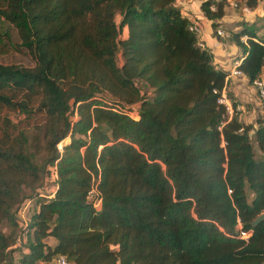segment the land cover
Returning <instances> with one entry per match:
<instances>
[{"label": "trees", "instance_id": "obj_1", "mask_svg": "<svg viewBox=\"0 0 264 264\" xmlns=\"http://www.w3.org/2000/svg\"><path fill=\"white\" fill-rule=\"evenodd\" d=\"M174 1L0 0V47L16 37L34 60L0 64V104L27 112L25 98H35L45 115L37 138L19 129L9 143L0 138V264L58 255L77 264H264V220L250 224L264 213V159L236 112L218 129L228 72ZM200 2L216 31L225 0ZM230 40L248 83L264 80V37L243 27ZM255 137L264 151V117ZM43 174L55 178L53 196H24ZM94 183L98 209L87 198ZM26 199L34 204L16 248Z\"/></svg>", "mask_w": 264, "mask_h": 264}, {"label": "rangeland", "instance_id": "obj_2", "mask_svg": "<svg viewBox=\"0 0 264 264\" xmlns=\"http://www.w3.org/2000/svg\"><path fill=\"white\" fill-rule=\"evenodd\" d=\"M195 2L196 0H191ZM200 1V0H198ZM223 11L224 15L220 19H216V26L215 28L220 29L224 31L225 34L228 33V39H230V34L239 32L243 27L247 28H254L258 35L260 37H264V0H260L257 3V6L250 8L245 5L244 1H237L236 6H233L230 4V2H224L223 4ZM175 7H179V5L174 4ZM214 9V7H213ZM215 31V30H214ZM227 39L226 37H222ZM18 38H14V41L12 44H9L6 47H0V64L5 65H15V66H22V67H31L34 65V60L32 55L26 50L24 47H21L19 45ZM232 43V41H230ZM236 45V44H235ZM239 47V46H238ZM117 60L118 62H121L120 53H117ZM141 91V94L145 93L147 90L144 86H142L140 83L136 84ZM248 89L251 90V85L247 86ZM254 94V97L258 100L260 103V108L257 107L256 109H260L261 111H258V118H255L254 111H251L250 108L246 109L244 105H237L236 102L232 103L233 106V112H236V115L238 118L242 117L244 118L245 125L249 126V136L250 141L253 146L255 156L257 158H263L264 159V151L259 150L257 144H256V137H255V127L257 124V120L264 117V107L261 104L257 93L252 92ZM19 98H24L23 94H19ZM16 100V99H15ZM26 101H28V111H22L20 109H11L7 106H4L0 104V138L4 137L8 134L9 139L8 143L15 139V137L18 134L17 129L19 131H23L27 137L29 138V141H31L33 138L38 137V129L40 127V124H42L45 121V115L43 112L38 111L37 105L38 102L35 98H32V100L25 98ZM235 110V111H234ZM257 112V111H256ZM253 116V117H252ZM11 122V124H10ZM13 124V125H12ZM42 143V142H40ZM64 145V142L62 141L58 148H61ZM45 153L43 151H40L39 153H35L33 161L41 165L44 163ZM55 184V178L53 175H44L39 180V182L36 184V187L34 190H31L29 187L24 188V196L29 198L30 196H33L36 192H41V194H50L52 191V187ZM32 206V202H31ZM31 209V207H30ZM1 229L4 232H9L11 230V226L7 221H3L1 224Z\"/></svg>", "mask_w": 264, "mask_h": 264}, {"label": "crops", "instance_id": "obj_3", "mask_svg": "<svg viewBox=\"0 0 264 264\" xmlns=\"http://www.w3.org/2000/svg\"><path fill=\"white\" fill-rule=\"evenodd\" d=\"M200 3L201 2L198 0H196L195 2L191 0L174 1V4L179 5L178 8L181 10L182 14L186 16L190 22L196 24L200 28V44L210 50L215 66L228 72L224 86L228 101L230 103L236 102L237 105H244L246 109L250 108L251 111H254L253 113H255L254 115L257 119L258 111H263L255 108L256 106L260 108V106H258L260 105V103L252 93L256 92L255 88L252 84L248 83L247 78L244 75L236 76L230 74L233 61L238 60L242 52L240 51V48L235 45V43L230 42L231 40L228 39L229 37L225 39L215 35V31L211 26V21L207 20L203 16V13L200 9ZM250 85L251 90L247 87ZM239 119L240 121H245L242 117H240ZM45 242L48 245L53 246L56 241L52 236H48L45 239Z\"/></svg>", "mask_w": 264, "mask_h": 264}, {"label": "built area", "instance_id": "obj_4", "mask_svg": "<svg viewBox=\"0 0 264 264\" xmlns=\"http://www.w3.org/2000/svg\"><path fill=\"white\" fill-rule=\"evenodd\" d=\"M225 1L230 2V4H232L233 6H236L237 0H225ZM189 30L194 32L196 35H200V28L196 24L190 25ZM215 35L219 36V37H226V36L228 37L229 36L228 33L225 34L224 31H222L220 29H217L215 31ZM246 39H247L246 36L241 37V40L243 42H245ZM240 62H241L240 59L233 61L232 69L230 70V74L236 75V76L244 75L242 73V71L238 69V65L240 64ZM226 79H227V77L225 78V80ZM252 85L256 90L257 96H258L261 104L264 106V80L263 79H255L252 82ZM214 92H215V90H214ZM217 102L224 105V107H225V115L222 117V119L220 120L219 125H218V129L221 130L222 127L227 123V121L230 120L231 116L234 113L233 112V106L228 101V98L225 94L224 88L220 91ZM49 196H53V191L50 192ZM87 198L90 201V203L93 205L94 208L98 209L100 207L102 198H101L100 192L97 188V183L92 184L90 190L88 191ZM31 202H32V206H31ZM33 204H34L33 200L26 199L23 203H21L17 207L18 209H17L16 216H17V218L21 224L22 231L19 232L17 241L13 245V247L17 248V247L21 246L22 238H23L24 233H25L24 228L27 224L28 214H29L30 210L32 209ZM30 207H31V209H30ZM249 235H250L249 231H245L242 229L239 231V236L244 240H247L249 238ZM42 264H77V263L74 262L73 260L67 258L65 255H58V256L53 257L49 261L43 262Z\"/></svg>", "mask_w": 264, "mask_h": 264}, {"label": "water", "instance_id": "obj_5", "mask_svg": "<svg viewBox=\"0 0 264 264\" xmlns=\"http://www.w3.org/2000/svg\"><path fill=\"white\" fill-rule=\"evenodd\" d=\"M264 220V213H261L259 216H257L253 221H251V226L257 225L259 222Z\"/></svg>", "mask_w": 264, "mask_h": 264}]
</instances>
